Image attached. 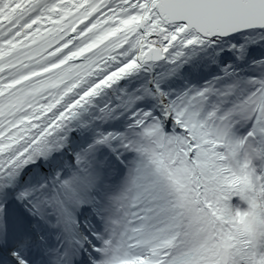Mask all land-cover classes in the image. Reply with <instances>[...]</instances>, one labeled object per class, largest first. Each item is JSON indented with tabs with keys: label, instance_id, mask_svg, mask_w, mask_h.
I'll use <instances>...</instances> for the list:
<instances>
[{
	"label": "snow or ice",
	"instance_id": "obj_1",
	"mask_svg": "<svg viewBox=\"0 0 264 264\" xmlns=\"http://www.w3.org/2000/svg\"><path fill=\"white\" fill-rule=\"evenodd\" d=\"M0 264H264V0H0Z\"/></svg>",
	"mask_w": 264,
	"mask_h": 264
}]
</instances>
